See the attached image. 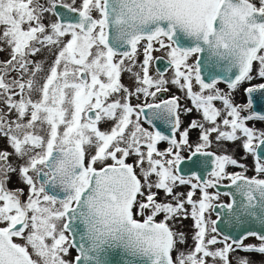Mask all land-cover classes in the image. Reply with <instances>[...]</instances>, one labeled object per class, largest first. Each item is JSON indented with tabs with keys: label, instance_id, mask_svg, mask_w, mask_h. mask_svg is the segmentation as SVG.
Wrapping results in <instances>:
<instances>
[{
	"label": "snow or ice",
	"instance_id": "snow-or-ice-1",
	"mask_svg": "<svg viewBox=\"0 0 264 264\" xmlns=\"http://www.w3.org/2000/svg\"><path fill=\"white\" fill-rule=\"evenodd\" d=\"M0 53V264H264V0H0Z\"/></svg>",
	"mask_w": 264,
	"mask_h": 264
},
{
	"label": "flooded vegetation",
	"instance_id": "flooded-vegetation-1",
	"mask_svg": "<svg viewBox=\"0 0 264 264\" xmlns=\"http://www.w3.org/2000/svg\"><path fill=\"white\" fill-rule=\"evenodd\" d=\"M155 55H157V56H163V54H160V53L155 54ZM5 58H7V54L6 53H0V59H5ZM163 59L167 61L166 56ZM192 60H195V57H193ZM157 68H159L162 71L167 68L166 75L169 78H171L172 71H171V69L167 65H164V63H160V62L155 63V61H154L153 62L152 69H151V71H152L153 74L156 73V69ZM123 76H124V78H129L127 73H125ZM122 80H123V77H122ZM123 82L126 85L127 84H130L128 81H126V82L123 81ZM255 82L256 81H254V83ZM219 87L224 88L226 90V85H224L223 83L220 84ZM169 88H170V91L167 92V93H164L161 96H159V99H165V98H168L171 95H177V96L180 97L181 120L183 122L182 123L181 130H183L184 127H187L189 121L193 117L198 116L199 113H197L194 108H193V113L191 115H188V114L184 113V111H183L184 108H186V107H193L191 100L177 86L170 84L169 85ZM194 90H197L198 91V87L195 88ZM235 98H236V102H238V103L239 102H242L244 100L243 89L242 88L238 92L235 93ZM141 99H143V97H141ZM138 102L139 101L135 97L132 99V103L133 104H136ZM149 102H151V101H149ZM217 106H220V105L217 104ZM142 123H143L144 127L149 128L151 130V126L146 121H144L143 118H142ZM254 123H255V126L257 128L264 129V123H259V122H254ZM155 124H156V127L159 128L162 132H164L165 134H170L171 129H170V126L169 125L163 123L162 121H155ZM196 137H197V132L196 131H193L192 133H190V138H191L192 141H195L196 140ZM167 146H168L167 141H161L159 143V145H158V148L161 149V150H163V149L167 148ZM227 147H228L229 151L232 154H234L235 158H237L242 163H244V164H246L248 166V172H247V174L249 176L254 175L255 173L252 171L253 158L250 155L247 156L246 158H244L245 157V153H244V150L240 147V142L237 141L235 144L229 143L227 145ZM211 150H213V151L216 150L215 145L213 146V148ZM184 154H185V156H187L188 155V151L185 150ZM208 170L210 171V169H208ZM228 170L230 172H232V171H242L240 168L235 167V166H230ZM203 175H204V178H207V173L206 172ZM227 183H228V181H224L219 186V191L221 192V200L219 202H227V201H230V199H231V197L224 195L225 192L232 191V189L227 188V187L224 186ZM17 186H18V184H17L16 178L13 177V181H12V183L9 184V187L10 188H14V187H17ZM187 190H188L187 187H184V188L181 189V191H187ZM25 191H27V189H25ZM210 191H215V189H212ZM197 195H199V193H197ZM211 218L212 219H215L216 218L215 213L212 214ZM185 224L190 226L192 224L191 219L185 221ZM249 227L252 228V226H249ZM16 242H22V241L19 240V238H16ZM248 242H253V241L250 239L249 241H246V243H248ZM189 244L190 245L192 244L191 238H189ZM72 255H75V250L74 249L72 251ZM254 259L259 260V259H261V257L255 256Z\"/></svg>",
	"mask_w": 264,
	"mask_h": 264
},
{
	"label": "water",
	"instance_id": "water-1",
	"mask_svg": "<svg viewBox=\"0 0 264 264\" xmlns=\"http://www.w3.org/2000/svg\"><path fill=\"white\" fill-rule=\"evenodd\" d=\"M157 62L164 63V65H167V61L164 59H161L160 61H155V63H157ZM255 98L257 101V104H256L257 110H264V100L261 99L260 94H256ZM249 226H252V229H259V227H260V225L258 223L252 224ZM219 227L223 228L224 225L221 224V225H219Z\"/></svg>",
	"mask_w": 264,
	"mask_h": 264
},
{
	"label": "rangeland",
	"instance_id": "rangeland-1",
	"mask_svg": "<svg viewBox=\"0 0 264 264\" xmlns=\"http://www.w3.org/2000/svg\"><path fill=\"white\" fill-rule=\"evenodd\" d=\"M158 53L163 54L162 52H156L155 54H158ZM36 59H41V57H36ZM140 59H142V56L140 57ZM43 62L45 63V66H47V63H50V58L48 57L47 53H45L43 55ZM123 81H125V82L128 81L130 83L129 78H124V76H123ZM109 126H110V124H108V123H105V124L101 125V127L105 128V129L108 128Z\"/></svg>",
	"mask_w": 264,
	"mask_h": 264
}]
</instances>
